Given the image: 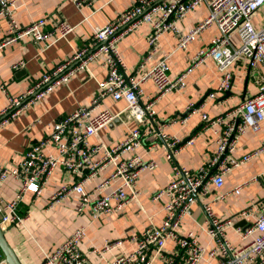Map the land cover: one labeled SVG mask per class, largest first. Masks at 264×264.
I'll list each match as a JSON object with an SVG mask.
<instances>
[{
	"label": "built area",
	"instance_id": "built-area-1",
	"mask_svg": "<svg viewBox=\"0 0 264 264\" xmlns=\"http://www.w3.org/2000/svg\"><path fill=\"white\" fill-rule=\"evenodd\" d=\"M74 1L78 6L92 2ZM14 2L0 0V15L8 22L7 35L0 42V49L23 39L49 46L59 39H66L74 30L69 22L54 23L53 15L21 25L13 15ZM201 5L206 6L207 14L188 29L181 28L179 21ZM143 22L151 26L147 37L149 48L130 70L118 43ZM49 24L51 27H47ZM213 25L219 33L190 57L187 68L177 76L169 73L170 54L150 64L165 32L174 33L175 49H186ZM91 39V43L77 48L71 56L44 71L26 91L8 94L9 102L0 110V127H3L35 101L67 83L72 76L80 72L91 74L92 62L100 60L106 68L107 74L97 80V91L89 104L80 105L55 121L50 132L33 142L16 165H0V226L5 230L7 226H24L29 214L20 213V203L31 191L36 196L43 194L58 168L78 178L65 181L55 189L49 196V207L77 194V210L93 219L123 211L129 202L139 201L137 181L141 173L158 165L154 158L145 159L136 152L144 139L153 137L150 146H157L160 140L166 148V158L173 160L176 153L194 143L201 131L213 129L218 135L215 153L207 163L195 168L173 164L172 179L152 197L153 200L167 198L162 222L156 224L149 217L145 229L128 238L134 248L115 255L110 264H155L157 260L162 264H200L213 258H216L215 264H264V207L257 210L254 201L238 214V218L247 220L248 225L238 226L242 242L236 245L227 235L234 219L220 217L213 209V203L225 199L230 192H218L210 200L201 201L211 192L212 186L215 190L223 188L225 176L233 168L264 151L263 138L255 151L240 157L235 155L239 137L248 129L260 131L264 125V0H137L106 24L95 27ZM207 60H213L221 72L219 84L208 92V98L216 100L231 90L234 78L231 67L237 64L244 68L256 90L220 114L202 113L200 129L191 137L180 140L170 136L156 121L154 102L165 92L183 88L189 72ZM24 66L25 62L20 60L13 68ZM148 81L156 85L157 95L155 99L142 101L143 85ZM0 87L6 90L5 84ZM106 98L123 100L125 105L114 112L103 106ZM187 109L184 116L171 118L170 123L184 122L197 111L193 102ZM116 118L126 125V132L119 142L108 144L102 132ZM110 166H113L111 173L93 190L85 188L91 177ZM10 177L18 180L19 186L14 196L6 199L1 188ZM243 185L236 186L231 192L239 193ZM197 202L205 212V230L215 240L211 248L200 243L193 231H180L183 218L191 213ZM85 236L86 227L78 226L59 245L44 253L43 264H92L81 248ZM124 241L118 239L113 244L122 245ZM169 241L174 242L171 250L166 249ZM111 248L112 242L107 241L104 248L94 247L92 251L103 255ZM0 264H9L1 249Z\"/></svg>",
	"mask_w": 264,
	"mask_h": 264
},
{
	"label": "crops",
	"instance_id": "crops-1",
	"mask_svg": "<svg viewBox=\"0 0 264 264\" xmlns=\"http://www.w3.org/2000/svg\"><path fill=\"white\" fill-rule=\"evenodd\" d=\"M136 1L92 0L90 4L78 6L74 0H15L12 10L19 24L28 25L40 17L53 15L54 23L69 22L74 26V30L66 39H59L49 46L44 42L37 43L30 39H23L0 49V85L5 84L6 87V90L0 87V110L8 104V94L15 95L26 91L44 71L71 56L77 48L91 43L95 27L106 24ZM206 14V6L201 5L199 9L188 13L178 24L181 28L188 29ZM7 30V18L0 15V42L6 37ZM150 31V24L143 22L119 41L118 47L130 70L147 53L149 48L147 37ZM218 33V28L213 25L200 34L188 48L175 49L174 33L165 32L159 39L158 50L150 64L170 54L168 57L169 73L175 77L187 68L190 57L198 49L206 46ZM20 60L25 62V66L18 69L13 68V65ZM90 67L91 74L80 72L72 76L67 83L57 86L44 98L35 101L9 123L0 127V165H16L33 142L50 132L55 121L62 119L78 106L91 102L97 91V80L103 79L107 71L100 60L92 62ZM231 69L234 74L232 88L216 100L207 97L208 92L219 84L221 78V72L213 60H207L189 72L183 88H174L157 98L153 107L156 112V121L160 122L163 132L185 140L199 131L202 113L206 112L210 116L220 114L240 102L247 93L256 90L254 82L248 78L241 65H233ZM143 91L142 101L153 99L157 95V88L153 81L146 82L143 85ZM190 102L194 103L197 111L188 116L184 122L170 123L171 118L178 115L184 116L188 112ZM124 105L123 100L115 101L111 98H106L103 102L104 107L114 112L123 108ZM125 132L124 123H111L102 132V136L108 144H113L123 139ZM217 138L218 135L213 129L201 131L194 143L176 153L173 160L166 158V148L160 140L157 146H150L153 137L144 139L143 145L138 147L136 152L145 159L154 158L158 165L152 170L143 171L139 176L137 181L139 201L133 200L125 206L123 211L104 214L97 219L91 218L87 213H79L77 210L79 195L77 194L49 207L51 193L63 182L78 178L58 168L50 177L43 194L36 196L31 191L20 203V213H28L29 219L24 226L18 228L19 233L16 238L19 244L14 245L8 235H6L7 239L15 248L22 264H30L24 261L27 256L23 250L24 247L32 248L33 257L38 264L41 259L44 261L46 251L55 248L74 229L83 225L86 227V236L81 243L82 250L93 261V264H110V260L115 255L134 248V243L128 238L143 231L149 224V217H152L156 224L162 222L165 213L164 203L167 198L153 200L152 197L157 190L166 186L172 179L173 164L178 163L183 167L195 168L207 163L215 153ZM263 138L264 125L260 131L248 129L239 137L235 155L240 157L255 151L261 146ZM112 170L113 166H110L91 177L85 183V188L89 191L93 190ZM240 184L244 185L239 193L231 192ZM18 186L19 181L10 177L3 184L1 193L6 199H10L16 193ZM218 192H230L225 199L214 202L213 209L220 217L234 219L235 223L227 229V235L232 243L238 245L242 241L236 224L243 220L238 218V214L254 201H256L257 210L264 207V151L233 168L225 176L223 188L215 190L212 186L211 192L202 197L201 201L210 200ZM206 227L205 212L201 203L197 202L193 205L191 213L183 218L180 231L183 233L193 231L200 243L211 248L215 240L208 235ZM10 228L12 226H7L6 232ZM118 239L125 241L122 245L113 244ZM107 241L112 242V248L108 252L103 255L93 253L94 247L102 249ZM173 247L174 242L169 241L166 249L171 250ZM215 263L216 258H213L200 264ZM155 264H162V262L157 260Z\"/></svg>",
	"mask_w": 264,
	"mask_h": 264
},
{
	"label": "water",
	"instance_id": "water-1",
	"mask_svg": "<svg viewBox=\"0 0 264 264\" xmlns=\"http://www.w3.org/2000/svg\"><path fill=\"white\" fill-rule=\"evenodd\" d=\"M120 123V119L116 118L113 124ZM248 225L246 220H240L237 222L236 226H246ZM0 249L6 257L9 264H22L15 248L10 244L6 236V230L0 226Z\"/></svg>",
	"mask_w": 264,
	"mask_h": 264
},
{
	"label": "rangeland",
	"instance_id": "rangeland-1",
	"mask_svg": "<svg viewBox=\"0 0 264 264\" xmlns=\"http://www.w3.org/2000/svg\"><path fill=\"white\" fill-rule=\"evenodd\" d=\"M20 226L18 225H14L12 226V228H10L7 232H6V235L9 236V240L14 244V245H18L19 242L17 240V233H19V229ZM23 250L27 253V256L25 257L24 261H27L29 262L30 264H36V260L34 259V255L32 254V248L31 247H24ZM37 259V258H36ZM113 259V258H112ZM111 259V260H112ZM91 260V259H90ZM43 261V259H41L39 261L38 264H41V262ZM92 264H93V261L91 260Z\"/></svg>",
	"mask_w": 264,
	"mask_h": 264
}]
</instances>
